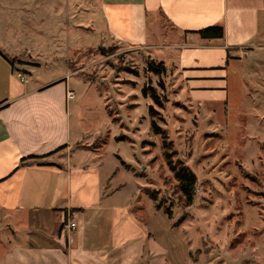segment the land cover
Returning <instances> with one entry per match:
<instances>
[{
    "label": "crops",
    "instance_id": "0c3cea01",
    "mask_svg": "<svg viewBox=\"0 0 264 264\" xmlns=\"http://www.w3.org/2000/svg\"><path fill=\"white\" fill-rule=\"evenodd\" d=\"M82 1L63 5L81 13ZM61 7L0 0V227L10 218L13 238L0 239V264H175L163 230L134 209L138 186L113 185L119 169H103L99 148L71 149L85 139L70 114L74 73L46 80L41 72L43 13ZM98 11L95 31L154 55L192 107L224 108L229 92L244 96L263 81L264 0H98ZM81 18L61 26L75 33ZM210 26H221L223 37L200 38ZM67 213L72 231L63 229Z\"/></svg>",
    "mask_w": 264,
    "mask_h": 264
},
{
    "label": "rangeland",
    "instance_id": "374dc122",
    "mask_svg": "<svg viewBox=\"0 0 264 264\" xmlns=\"http://www.w3.org/2000/svg\"><path fill=\"white\" fill-rule=\"evenodd\" d=\"M52 1L46 0V7ZM56 1L63 7L43 13L46 67L41 72L46 80L68 69L74 73L67 79L75 94L70 114L85 139L71 149L99 148L103 169H119L113 185L138 186L134 209L163 230L175 264H264V78L250 83L244 96L229 92L224 108L192 107L170 85L168 70L164 75L148 71V61L159 63L154 55L95 31V13L101 22L98 0H83L81 13ZM74 14L81 15L79 27H84L69 33L61 24L72 22ZM153 93L161 106L151 99ZM184 173L196 179L191 206L180 188ZM3 222L0 239L11 244L5 229L11 219Z\"/></svg>",
    "mask_w": 264,
    "mask_h": 264
},
{
    "label": "trees",
    "instance_id": "16d2710c",
    "mask_svg": "<svg viewBox=\"0 0 264 264\" xmlns=\"http://www.w3.org/2000/svg\"><path fill=\"white\" fill-rule=\"evenodd\" d=\"M197 34L202 39H221L223 37V28L221 26H210V27H206L204 29L197 31ZM98 50L102 55H105L107 53L101 47ZM10 63L13 64L14 61L10 60ZM147 69L149 72L154 73L156 75H164L165 71H166V68L162 62L156 63L152 60L148 61ZM142 95L144 96V98L147 97V88L146 87L142 88ZM150 97H151V99L154 100V102L156 104L161 106V103L159 101V97L155 93H153ZM149 113L152 117H155L158 114L157 111L151 105L149 106ZM151 123H152L153 130L156 133H159L160 127L157 126V124L154 120H152ZM118 139L122 140L123 137H119ZM63 148L64 147L58 149V151L63 149ZM177 175H179V174L177 173ZM180 188L183 191V193L187 196L188 204H189V206H191L192 202L194 200V196H195L196 179L191 174H187V173L181 174ZM150 198L153 200V202L156 203L157 198H156V195L154 193L150 194ZM156 209H160L159 204H157ZM164 212L168 215L169 218L171 217V215L167 209L164 210Z\"/></svg>",
    "mask_w": 264,
    "mask_h": 264
},
{
    "label": "built area",
    "instance_id": "2783aa9c",
    "mask_svg": "<svg viewBox=\"0 0 264 264\" xmlns=\"http://www.w3.org/2000/svg\"><path fill=\"white\" fill-rule=\"evenodd\" d=\"M17 77L21 80V81H25V77L24 75H22L21 73H16ZM67 97L69 99H72L74 97V94L70 91L67 92ZM76 228V224L72 218V213H67L66 214V220L63 224V229L67 230V231H72Z\"/></svg>",
    "mask_w": 264,
    "mask_h": 264
}]
</instances>
